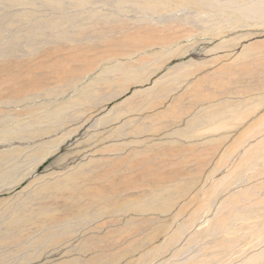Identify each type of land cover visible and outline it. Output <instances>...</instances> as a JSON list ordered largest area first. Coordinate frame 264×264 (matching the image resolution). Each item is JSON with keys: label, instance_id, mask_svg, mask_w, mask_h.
<instances>
[{"label": "rangeland", "instance_id": "rangeland-1", "mask_svg": "<svg viewBox=\"0 0 264 264\" xmlns=\"http://www.w3.org/2000/svg\"><path fill=\"white\" fill-rule=\"evenodd\" d=\"M0 264H264V0H0Z\"/></svg>", "mask_w": 264, "mask_h": 264}]
</instances>
